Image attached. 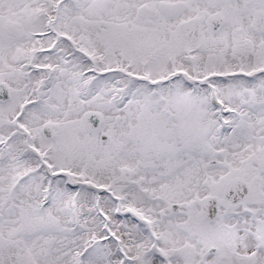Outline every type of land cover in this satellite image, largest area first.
Here are the masks:
<instances>
[{"label":"snow or ice","instance_id":"obj_1","mask_svg":"<svg viewBox=\"0 0 264 264\" xmlns=\"http://www.w3.org/2000/svg\"><path fill=\"white\" fill-rule=\"evenodd\" d=\"M0 264H264V0H0Z\"/></svg>","mask_w":264,"mask_h":264}]
</instances>
